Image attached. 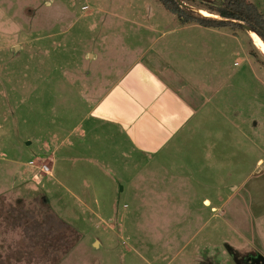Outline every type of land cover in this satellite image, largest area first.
Instances as JSON below:
<instances>
[{"label": "rangeland", "instance_id": "rangeland-1", "mask_svg": "<svg viewBox=\"0 0 264 264\" xmlns=\"http://www.w3.org/2000/svg\"><path fill=\"white\" fill-rule=\"evenodd\" d=\"M250 1L264 11L263 0ZM177 28L189 45L185 66L157 35ZM189 28L159 0H0V264H236L244 253L264 255V165L252 172L264 158V57L244 30ZM160 49L185 68L189 96L201 85L211 103L200 133L215 153L186 154L218 159L208 179L189 182L196 196L157 179L163 169L151 162L132 172L138 154L122 160L106 132L100 141L81 135L138 55L147 65ZM205 198L221 206L215 216Z\"/></svg>", "mask_w": 264, "mask_h": 264}, {"label": "crops", "instance_id": "crops-1", "mask_svg": "<svg viewBox=\"0 0 264 264\" xmlns=\"http://www.w3.org/2000/svg\"><path fill=\"white\" fill-rule=\"evenodd\" d=\"M251 3L254 4L253 2ZM261 3L264 4V0L261 1L260 4ZM254 5L257 6L256 4ZM259 11L264 17V11L260 9ZM188 27H190L189 29H191V27L195 29L198 25H186L183 26V29L187 31ZM154 29L155 28L151 27L152 31H154ZM206 29L213 33H215L214 30L221 32L220 29ZM235 32L232 31L231 33L228 31L222 33L238 37L237 31ZM244 32L252 41L250 36L251 32H247L246 30ZM179 33L180 30L178 28L169 29L167 31H157L159 40L165 39L166 45H171L173 48L176 46V50L180 52V63L185 66L187 62L181 57L186 55L183 48L188 49L189 45L185 43L183 39L184 35L178 36ZM175 35L180 38L179 42H177L176 38L174 39ZM157 38L154 40V43L157 42ZM251 43L252 48L256 47L254 42ZM164 47L162 46L161 48ZM168 48L170 47L167 46L166 49L168 50ZM196 51L198 52L197 46ZM145 54L146 52H142L138 55L135 61L122 73L103 99L93 106L92 111L89 113L93 117V125L84 133H81L82 138H87L89 134L90 139L100 141L103 134L106 132V137L112 138V141L116 142L118 147L115 148L113 142L110 145L116 150L121 148L119 151L122 152H120L121 155L119 154V157L122 160L123 152L129 155L128 157L133 156L135 152L138 154L137 159L131 163L132 172L141 175V171H139L140 168H142L141 163H143L144 167V164L150 166L151 162V165L154 166L156 170L163 169V171L158 174L159 177H157V179L172 182V184L169 185L172 188L184 189L185 192H183V194L186 197H188V195L196 196L198 193L196 190H191L189 182H193L196 175L208 179L210 170L213 169L211 166L214 167L218 159L215 156H209L194 160L188 159L186 154L190 148H207L213 151L215 149V141L211 143L201 141L203 134L200 133V130L204 128L201 122L203 109L205 105L211 106V103L203 96L201 85H199V90H191L194 95L189 96L186 90L189 88V81H193L187 78L188 74L183 75L185 68L178 66L177 60L174 61L175 59H172V61L168 57L167 59L164 58L163 56L166 57V53L160 49L155 52L151 59V63L144 65L140 63V60L143 59ZM90 56L91 58L95 57L94 55ZM195 81L194 83L198 85L199 83L197 84V82H199V80L196 79ZM213 106L216 107V105ZM202 132H204V130H202ZM197 133H200V140L196 137ZM89 145L90 143L86 142L84 146L89 149L91 148ZM126 147L130 149L129 153H126ZM106 154L113 156L117 155L116 152L110 149H108ZM139 154L146 156L148 160H146V162H141ZM84 155L85 157L88 155L87 150H85ZM90 158L91 157H88L87 159L92 162L96 161L95 158V161ZM133 158L134 157H132V159ZM263 165L264 158H259L252 172H257ZM137 166H139V169ZM195 167L196 169H194ZM111 173L112 174L109 176L110 178L112 175H115L113 171H111ZM151 173H153L152 170L150 174ZM140 178L141 176L138 179ZM181 182H185L184 185H178ZM212 188L214 189L213 186ZM216 190L220 191L218 185L216 186ZM179 193L182 194V191H179ZM167 194L169 193L167 192ZM169 195L176 196L177 191L173 189L172 194ZM231 197L232 195L230 198ZM202 203L203 206L210 207V211L213 213L212 216H215V213L220 211L221 206L217 205L216 207L209 198H205ZM249 228L252 229L251 226H249ZM245 235H247V233H245ZM233 249L236 251L235 248ZM255 255L250 254V256L253 257L261 256L264 258L261 251L258 253L259 256ZM244 256H249V254L244 253ZM239 259H241V264H244L243 258L239 257ZM237 262L236 260L235 263L238 264Z\"/></svg>", "mask_w": 264, "mask_h": 264}, {"label": "trees", "instance_id": "trees-1", "mask_svg": "<svg viewBox=\"0 0 264 264\" xmlns=\"http://www.w3.org/2000/svg\"><path fill=\"white\" fill-rule=\"evenodd\" d=\"M159 1L166 10L178 18L182 26L198 25L204 28H228L234 31H245L244 26H247L264 42V17L257 6L247 0H225L219 5L199 0L202 7L215 12L220 16V19L196 15L194 12L182 8L176 0ZM181 1L187 2V0ZM252 31L250 32L252 33Z\"/></svg>", "mask_w": 264, "mask_h": 264}, {"label": "bare ground", "instance_id": "bare-ground-1", "mask_svg": "<svg viewBox=\"0 0 264 264\" xmlns=\"http://www.w3.org/2000/svg\"><path fill=\"white\" fill-rule=\"evenodd\" d=\"M199 14H201L203 17L205 18H211V19H216L219 18L217 15H213L210 14L209 12H207L206 10H198ZM250 32V31H249ZM251 38H252V42H254L255 46L259 49V51L262 53L263 57H264V43L262 42V40L257 36V34L255 33H251L250 34Z\"/></svg>", "mask_w": 264, "mask_h": 264}, {"label": "built area", "instance_id": "built-area-1", "mask_svg": "<svg viewBox=\"0 0 264 264\" xmlns=\"http://www.w3.org/2000/svg\"><path fill=\"white\" fill-rule=\"evenodd\" d=\"M30 167L37 168L39 173L43 175H52V166L49 164H46L44 162H36V161H30L29 162Z\"/></svg>", "mask_w": 264, "mask_h": 264}, {"label": "water", "instance_id": "water-1", "mask_svg": "<svg viewBox=\"0 0 264 264\" xmlns=\"http://www.w3.org/2000/svg\"><path fill=\"white\" fill-rule=\"evenodd\" d=\"M177 3L182 7V8H185L187 9L188 11H192V12H195V9L189 5H187L186 3L182 2L181 0H176ZM220 3V2H219ZM218 3V4H219ZM198 11V10H197ZM199 13V12H198ZM201 15V14H200ZM202 16V15H201ZM244 29L249 32V31H252L249 27L247 26H244ZM253 32V31H252ZM255 33V32H254ZM257 264H264V259L261 258V259H258L257 261Z\"/></svg>", "mask_w": 264, "mask_h": 264}, {"label": "flooded vegetation", "instance_id": "flooded-vegetation-1", "mask_svg": "<svg viewBox=\"0 0 264 264\" xmlns=\"http://www.w3.org/2000/svg\"><path fill=\"white\" fill-rule=\"evenodd\" d=\"M258 259H261L260 257H253V256H244L243 262L244 264H257ZM238 264H241V262H237Z\"/></svg>", "mask_w": 264, "mask_h": 264}]
</instances>
